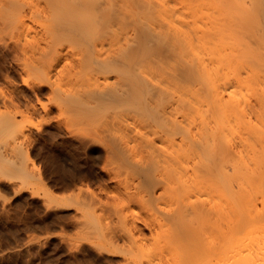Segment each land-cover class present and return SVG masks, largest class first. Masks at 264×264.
<instances>
[{"label":"bare ground","instance_id":"bare-ground-1","mask_svg":"<svg viewBox=\"0 0 264 264\" xmlns=\"http://www.w3.org/2000/svg\"><path fill=\"white\" fill-rule=\"evenodd\" d=\"M0 47V174L55 114L116 185L68 197L100 252L264 264V0H0Z\"/></svg>","mask_w":264,"mask_h":264},{"label":"rangeland","instance_id":"rangeland-1","mask_svg":"<svg viewBox=\"0 0 264 264\" xmlns=\"http://www.w3.org/2000/svg\"><path fill=\"white\" fill-rule=\"evenodd\" d=\"M6 53L9 60H2L10 70L14 53ZM15 73L11 72L17 84H0V100L26 89ZM25 115L24 124L42 134L22 138L27 152L19 157L20 172L0 174V264H125L121 253L110 256L85 240L78 225L84 206L68 200L71 195L81 201L95 196L111 204L106 192L114 190L115 182L102 171V164L94 162L89 149L66 134L55 114ZM157 257L161 260L155 264H169Z\"/></svg>","mask_w":264,"mask_h":264}]
</instances>
